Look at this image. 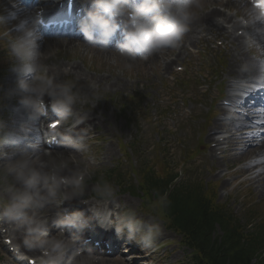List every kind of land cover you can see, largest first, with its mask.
<instances>
[{
  "label": "clouds",
  "instance_id": "1",
  "mask_svg": "<svg viewBox=\"0 0 264 264\" xmlns=\"http://www.w3.org/2000/svg\"><path fill=\"white\" fill-rule=\"evenodd\" d=\"M87 3L89 10L78 20L83 43L97 51L128 57L177 47L197 19L193 9L200 7L198 0H87ZM244 24L264 39V0H248ZM114 40L115 47L111 48ZM41 41L37 23L29 20L22 21L7 39V55L16 78L8 96L16 98L29 118L43 114L47 97L51 110L67 119L82 97L75 83L56 82L45 74ZM247 43L250 48H258L255 40ZM72 149L88 151L82 142L73 143ZM95 163L94 157L89 156L82 167L72 170L64 157L43 160L38 154L0 152V217L25 233V247L54 253L59 264H89L90 258L76 250L72 241L49 237L41 212L59 199L61 204L76 201L91 215L98 216L99 212L89 207L85 199L86 178L94 174ZM92 191L104 205L115 203V189L107 180H97ZM155 195L161 208L170 204L166 193L155 191ZM106 216L107 227L118 238L124 237L143 248H151L162 233L159 223L140 219L131 209L122 212L115 223L110 210ZM56 224L61 229L83 231L87 220L77 211L58 219Z\"/></svg>",
  "mask_w": 264,
  "mask_h": 264
},
{
  "label": "bare ground",
  "instance_id": "2",
  "mask_svg": "<svg viewBox=\"0 0 264 264\" xmlns=\"http://www.w3.org/2000/svg\"><path fill=\"white\" fill-rule=\"evenodd\" d=\"M77 4L82 3L84 0H76ZM4 2L7 4V12H9L10 15H14L15 18L12 22H15L20 19V15L22 13L25 14V20H29V22L32 21L29 15H27V11L23 8H16L17 6V0H4ZM212 8L209 7H203V10L197 15V19L192 23L191 28L195 30H214L216 32H219V35L230 39L231 42L236 43L235 47L232 49V56L230 59V65L228 68V75L236 74V68L238 69V72L243 75V78H251L255 74V68H256V62L249 61V65L246 69H242L239 65L241 62V58L244 57L243 53V44L241 43V39L234 37L232 34V29L237 28L241 30L243 26L239 25V23L234 22L231 20L230 17H228L226 14L222 13L220 10L217 9L216 6H223L226 8H235V13H242L240 16L244 19L245 14L247 12V3H243V0H213L211 1ZM229 25V30L225 28L224 25ZM246 28H248L246 26ZM246 38H251L256 41L258 45L264 46V39L258 37L254 32L248 31ZM255 35V36H254ZM244 38V36H243ZM50 43L54 47H48V46H41V60L45 57L44 55V49L49 48L46 52V55H50L51 51H54L57 49L59 44H64L73 54V56H80L82 59L85 58V56L89 55L90 58H93L95 61H97L100 65L103 63H106V60L112 56V54L109 51H97L93 48H90L86 45H83L80 40L77 39H67L62 40L59 38H50L48 39ZM112 48V45H110ZM72 56V57H73ZM177 59V56L171 55L170 51L167 50L165 52L160 51L157 53H152L148 61L146 62L145 66L151 67L154 69H160L162 72H165L168 68V64L166 62L167 59ZM71 66H69V73L68 75L75 76L74 79L78 81L79 87L82 89H89L90 91H96L99 90L100 87H105L107 90H114V91H120L123 90L126 86L125 83H122L120 78L116 76L113 73H109L106 75H92L91 77L86 76L79 65L75 63H71ZM52 71V73H50ZM157 72V71H156ZM49 75L52 76V78L55 79V81L59 80L61 77V71L60 68H49L48 69V77ZM10 78H14L15 83V75L11 71V74L9 75ZM9 91L6 92V96H8ZM12 102L15 101L13 104L15 105V109H10V113L12 117L15 119L16 124H21L29 119V117L23 112V110L18 106L16 98H11ZM44 99L48 100L47 97ZM84 103V102H83ZM82 105L85 106V103ZM75 110H78L76 105L74 107ZM220 109H222L220 107ZM223 111V109L221 110ZM106 113V112H105ZM104 112H98L96 109L93 108H86L84 110V114L81 115L82 120L79 124H77L74 128H72L67 133V137L77 140V142L85 143V137H87L92 131H97V128L101 125L103 126L104 132L98 133L97 138L100 140V145L96 148L95 154L93 155L96 163L94 167H100L103 165L105 161H110L112 159L113 153L112 149L110 147L111 144V138L113 133V128L117 127V124H113L110 126V122L108 120L107 113ZM112 114V113H110ZM33 120H37L38 118H31ZM264 119V116H263ZM91 128V129H90ZM222 126L220 121H215L212 123L210 127V131L217 132L221 130ZM257 127L252 126L253 130H256ZM236 131V130H235ZM251 134H240L239 136L231 135L229 138L227 137L225 139V143L227 144L228 140L231 143L230 152L233 153L234 158L241 159L245 157L246 165L251 166L254 164H257L256 169H260L259 172H255L252 179V185L255 186L254 191L260 195L261 197H264V137H262L260 133H255L252 130L250 131ZM255 133V134H254ZM260 139V143L257 146L255 144L248 145L249 143H252L254 139ZM253 139V140H252ZM208 142L214 143L215 147L214 149H209L207 151V154H205L202 158L199 159L198 165H201L203 167H211V166H219V164L215 161V153L222 149L224 146V142L220 143L217 139H215L214 134L209 135L207 138ZM37 140H33L31 143L36 146ZM20 145V144H19ZM72 143L69 144V147L72 148ZM241 146V152L237 153L238 147ZM222 153V152H221ZM227 153V152H226ZM77 152L75 151H66V152H55L49 153L48 155H42L43 160H49V159H59L61 157H64L68 160L70 169L75 170L79 167L83 166L84 161H86V157L84 155L81 156L80 159H77L76 157ZM224 163L223 167L225 168V171L228 172L232 166L233 161L229 159L227 156H224ZM255 170V169H254ZM227 176H229V173H226ZM236 177V175H234ZM225 176H217L216 179L222 180ZM85 199L88 200V206L93 207L94 210H97L99 212L98 218L101 217L106 213V211L110 210L112 211L115 207L119 211L123 210V205L129 204L130 201H126L123 205L121 204V200L119 198H116L115 203L104 205L101 202H97L94 200H91L87 197ZM58 200V199H57ZM72 203H76L78 207L80 208V204H78L76 201H72L71 203H63V205L67 206L66 209L69 210L70 208H76L75 205ZM72 204V205H71ZM70 205V206H69ZM82 210H86L84 217L86 218L87 222H90L92 220L91 214L87 211V208L85 206H81ZM49 213L47 216H45ZM52 208L44 210L41 212V215L44 217H51ZM43 217V218H44ZM58 219L54 218L51 220L52 223H54V226H56V221ZM145 220V219H144ZM147 221V220H146ZM22 230L16 229V230H9V235H12V240L15 245H17V248L19 250H23L27 253L31 254L36 252L37 249L35 248H28L25 247L23 244L24 237L21 235ZM64 232L67 234V236L70 237L71 233H67V229L64 230ZM50 238L55 239H65L63 237H60L57 235V232L55 229L52 230V232L49 235ZM102 239H105V237H102ZM113 246H116L117 244L115 242L112 243ZM113 251H115V248H112ZM86 256V255H85ZM148 257V256H147ZM90 261L89 264H119V262L115 259L104 262L102 260H97L94 257H89ZM149 259V257L147 258ZM167 264H170V261L167 262Z\"/></svg>",
  "mask_w": 264,
  "mask_h": 264
},
{
  "label": "rangeland",
  "instance_id": "3",
  "mask_svg": "<svg viewBox=\"0 0 264 264\" xmlns=\"http://www.w3.org/2000/svg\"><path fill=\"white\" fill-rule=\"evenodd\" d=\"M237 20H239V18H237ZM186 59L187 58H185L184 60H186ZM192 59H193L192 61L195 63L196 58L192 57ZM172 71H174V68L172 69ZM135 75L139 76L141 78H144L145 75H147V79H148L147 86H148V88L142 89V90L138 91L137 93H140L144 99L146 98L148 103H153L157 100H160V99L164 100L165 99L166 100L165 102L168 103V105L171 104L172 111H177L179 109L180 103L179 102L175 103L172 100L168 99V97H167V96H170V92L164 88L165 87L164 86V80L166 78L165 76L162 79H158L154 72H149L148 74H146L144 71H142L140 69L133 70L131 73H129L128 76L133 77ZM182 76L184 78H186V74H180V75L178 74L175 77H182ZM133 90L136 91L137 87L130 89L128 91V93L132 92ZM210 90H211V87H210ZM185 92H187V95H190L189 100H191V103L195 105L196 102L193 101V98L197 97V99H199L198 94H197V89L196 88H190L188 91L183 90L184 94H185ZM113 99L117 100L119 105L120 104L122 105V103L124 102L120 98L117 99L116 97H114ZM188 105H189V102H188ZM205 109H206V112H205ZM207 109H208L207 105H204L202 108H199V110L201 112V117L199 118V120L208 119L210 117V114L207 113ZM150 113H151V115H153L154 111H151ZM146 115H147V113H146ZM147 117H149V115H147ZM177 118L180 119L181 116L178 115ZM119 121H121V119H119ZM163 122L168 123L170 126H173V125L175 126L177 123L176 118L174 119L173 114L172 113L170 114V112L168 114H166V117L164 118L162 123ZM189 123H191L190 120H189ZM192 133L194 136L195 143L197 144L196 138L198 137L199 129L196 127ZM179 135L180 134L178 131H175L173 133L169 132L166 134V140H164V139L161 140V142L164 145V151L166 152L167 157H169V155H170V147H171L173 152H176L177 149L179 148V146L177 145L178 142L180 140H182V142H183L187 138L186 136H183L181 134L182 139H179ZM161 136L159 135L158 130L155 127L148 125V127L146 129L145 137L140 138L137 134H135L136 139L133 143L135 144V146L137 147V149L139 150L140 153H142V150H144L145 156H148L149 154H151L153 152L154 147L156 146L157 142L160 141ZM128 139H129V136H128L127 131H123V134L120 137V144L128 145L125 143V142H128ZM201 149H205L204 146H202L200 148V150ZM124 150L126 151V153L128 155H130V152H131L130 147H127ZM115 157H117V156L116 155L114 156V160L111 163H109V164L105 165V167L101 168V172L105 171L108 168L109 169L112 168L116 164H120L121 168H123L125 170H129L130 163L131 162L133 163L135 160L134 156L130 155L128 158V162H126V163L118 162L117 163L118 158L115 159ZM216 157H217V161H220V159H219L220 156L217 155ZM89 181L91 184L93 183L92 182V176L89 179ZM220 183H222V181L214 180L213 177L210 178V182H209L210 185L217 184L218 195H219L220 200L228 201V203H230L233 210H237L240 208V204H238V203H241L242 206L244 205V203H246V200H248V199H246L247 197L243 196V194L241 193L242 189L237 188V186H235L233 183L229 184V182H228L223 187ZM223 194H224V196H223ZM119 195L122 198L125 197V195H123L122 193H120ZM248 197L251 198V200H253L254 203L262 204L264 206V201L260 200L256 196H254L251 192H249ZM132 201H133L132 209L137 214H140V209L138 208L139 202L136 199H132ZM232 202L234 204H232ZM151 220L158 223L154 219H151ZM166 236H168L169 247L174 245L173 246V247H175L174 251L178 253V257H180V256L182 257L187 253L185 251H182V248H180V246L178 244L179 237L175 233L170 231V234H168ZM5 262L8 264L7 260H5ZM3 263H4L3 259H1L0 264H3Z\"/></svg>",
  "mask_w": 264,
  "mask_h": 264
},
{
  "label": "snow or ice",
  "instance_id": "4",
  "mask_svg": "<svg viewBox=\"0 0 264 264\" xmlns=\"http://www.w3.org/2000/svg\"><path fill=\"white\" fill-rule=\"evenodd\" d=\"M262 70H264V66H262ZM261 87H264V83L261 84Z\"/></svg>",
  "mask_w": 264,
  "mask_h": 264
},
{
  "label": "trees",
  "instance_id": "5",
  "mask_svg": "<svg viewBox=\"0 0 264 264\" xmlns=\"http://www.w3.org/2000/svg\"><path fill=\"white\" fill-rule=\"evenodd\" d=\"M200 220H201V221H200ZM200 220H199V223L203 221V218H200ZM195 222H197V221H194V223H195ZM228 248H229V246H228Z\"/></svg>",
  "mask_w": 264,
  "mask_h": 264
}]
</instances>
